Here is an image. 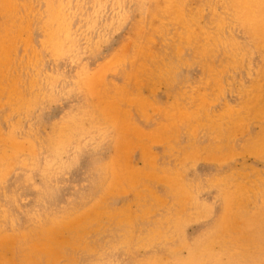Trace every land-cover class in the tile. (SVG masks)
<instances>
[{
  "label": "rangeland",
  "instance_id": "1",
  "mask_svg": "<svg viewBox=\"0 0 264 264\" xmlns=\"http://www.w3.org/2000/svg\"><path fill=\"white\" fill-rule=\"evenodd\" d=\"M138 263L264 264V0H0V264Z\"/></svg>",
  "mask_w": 264,
  "mask_h": 264
},
{
  "label": "bare ground",
  "instance_id": "2",
  "mask_svg": "<svg viewBox=\"0 0 264 264\" xmlns=\"http://www.w3.org/2000/svg\"><path fill=\"white\" fill-rule=\"evenodd\" d=\"M165 1V0H164ZM61 2V1H60ZM59 2V3H60ZM150 2V1H149ZM168 1H166L165 3H167ZM94 4H95V0H94ZM30 7V6H29ZM32 7H33V5H32ZM28 9H30V8H28ZM21 10V9H20ZM117 10V9H116ZM28 11V10H27ZM38 17V16H37ZM39 18V17H38ZM61 19V18H60ZM66 24V23H65ZM57 26V25H56ZM44 27V26H43ZM84 33V32H83ZM86 33V32H85ZM89 34H90V32H89ZM66 35V34H65ZM73 35V34H72ZM64 36V35H63ZM81 38V37H80ZM72 39H73V37H72ZM55 41V40H54ZM72 41V40H71ZM95 42V41H94ZM70 43V42H69ZM69 43H68V45H69ZM56 44H58L57 42H56ZM158 44V43H157ZM74 45V44H73ZM62 46V45H61ZM78 46V45H77ZM80 46V45H79ZM66 48V47H65ZM68 48V47H67ZM70 48L71 47H69V50H70ZM51 49V48H50ZM55 49H56V45H55ZM61 49V48H60ZM74 49V48H73ZM75 52H76V50H75ZM73 53V52H72ZM58 55V54H57ZM55 56V55H54ZM25 69H28V72L29 73H31L33 76L30 78V86L32 87H37V86H40V87H42L41 86V84L39 83V81L40 82H45L44 80H43V78H39L38 79V76L36 75L35 76V74H34V69H32L30 66H28V68H25ZM24 69V70H25ZM82 75V74H81ZM20 76V75H19ZM17 82V81H16ZM18 85V84H17ZM29 85V84H28ZM45 85V84H44ZM15 89V88H14ZM31 90V89H30ZM29 90V91H30ZM3 95V94H2ZM14 96V95H13ZM15 100V99H14ZM36 99L35 98H30V101H35ZM18 101V100H17ZM15 102V101H14ZM25 102V101H24ZM20 104V103H19ZM2 106V105H1ZM12 108V107H11ZM12 109H14V108H12ZM16 110V109H15ZM60 133V132H59ZM57 135L55 134V137H56ZM58 136H60V135H58ZM56 139V138H55ZM64 139V138H63ZM65 140V139H64ZM69 140V139H68ZM54 141V140H53ZM55 142V141H54ZM65 142V141H64ZM57 143V142H56ZM52 145V144H51ZM42 146V145H41ZM60 151V150H59ZM24 164V163H23ZM4 177H6V176H4ZM261 178V177H260ZM4 181V180H3ZM5 184V183H4ZM4 186V185H3ZM3 190V189H2ZM5 192V191H4ZM7 193V192H6ZM239 194V193H238ZM91 214V213H90ZM239 218V217H238ZM103 219V218H102ZM144 219V218H143ZM238 222V221H237ZM14 224V223H13ZM17 226V225H16ZM106 226V225H105ZM24 227V226H23ZM16 229V228H15ZM23 230V229H22ZM223 232H224V230H223ZM226 233V232H225ZM236 233V232H235ZM237 234V233H236ZM152 236V235H151ZM229 236V235H228ZM209 242V241H208ZM197 243V242H196ZM207 243V242H206ZM206 243H205V245H206ZM224 243V242H223ZM147 244V243H146ZM226 244V243H225ZM145 245V244H144ZM200 245V244H199ZM203 245V244H202ZM209 245V244H208ZM207 245V246H208ZM239 245V244H238ZM163 246V245H162ZM178 246V245H177ZM210 246V245H209ZM237 246V245H236ZM200 247V246H199ZM205 247V246H204ZM211 247H213V246H211ZM228 247V246H227ZM239 247V246H238ZM198 248V246L196 247V249ZM214 248V247H213ZM219 248V247H218ZM242 248V247H241ZM220 249V248H219ZM128 251V250H127ZM199 251H201V249L199 250ZM204 251V250H203ZM216 251V250H215ZM225 251V250H224ZM244 251V250H243ZM243 251H241V252H243ZM235 252V251H234ZM216 253V252H215ZM237 253H238V251H237ZM235 254V253H234ZM233 254V255H234ZM122 256V255H121ZM220 256V255H219ZM234 256H236V255H234ZM239 256V255H238ZM125 257V256H124ZM157 257V256H156ZM218 258H220V257H218ZM239 258V257H238ZM67 260H69L68 258H66ZM156 259V258H155ZM191 259H192V257H191ZM233 259V258H232ZM231 259V260H232ZM150 260V259H149ZM189 260V259H188ZM124 261V260H123ZM151 261V260H150ZM149 261V262H150ZM146 262V261H145ZM166 262V261H165ZM139 264V263H138ZM144 264V263H143ZM146 264V263H145Z\"/></svg>",
  "mask_w": 264,
  "mask_h": 264
}]
</instances>
